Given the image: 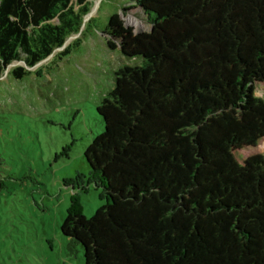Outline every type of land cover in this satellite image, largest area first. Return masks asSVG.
Listing matches in <instances>:
<instances>
[{"label": "trees", "instance_id": "obj_1", "mask_svg": "<svg viewBox=\"0 0 264 264\" xmlns=\"http://www.w3.org/2000/svg\"><path fill=\"white\" fill-rule=\"evenodd\" d=\"M89 0H0V77L78 32ZM106 33L142 63L115 71L85 151L108 203L69 212L85 264H264V0H128ZM68 53V50L64 51Z\"/></svg>", "mask_w": 264, "mask_h": 264}, {"label": "rangeland", "instance_id": "obj_2", "mask_svg": "<svg viewBox=\"0 0 264 264\" xmlns=\"http://www.w3.org/2000/svg\"><path fill=\"white\" fill-rule=\"evenodd\" d=\"M89 1L90 12L62 47L22 78L12 71L23 61L0 77V264H85L82 245L61 225L69 212L91 217L108 203L85 151L104 130L97 106L113 89L115 71L142 58L112 49L106 28L115 13L137 32L151 24L124 10L128 0ZM256 93L264 97V84ZM256 152L264 153V141L243 157Z\"/></svg>", "mask_w": 264, "mask_h": 264}, {"label": "bare ground", "instance_id": "obj_3", "mask_svg": "<svg viewBox=\"0 0 264 264\" xmlns=\"http://www.w3.org/2000/svg\"><path fill=\"white\" fill-rule=\"evenodd\" d=\"M128 22L130 24L135 25L138 29H141L144 26V23L138 17H136L134 14H130L128 16Z\"/></svg>", "mask_w": 264, "mask_h": 264}, {"label": "water", "instance_id": "obj_4", "mask_svg": "<svg viewBox=\"0 0 264 264\" xmlns=\"http://www.w3.org/2000/svg\"><path fill=\"white\" fill-rule=\"evenodd\" d=\"M43 61V60H42ZM41 62V61H40ZM32 67H34V66H32ZM9 68V67H8ZM8 68H7V70H8ZM29 68H31V66H29Z\"/></svg>", "mask_w": 264, "mask_h": 264}]
</instances>
